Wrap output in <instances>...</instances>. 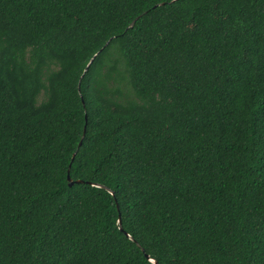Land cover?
I'll return each instance as SVG.
<instances>
[{"label":"trees","instance_id":"1","mask_svg":"<svg viewBox=\"0 0 264 264\" xmlns=\"http://www.w3.org/2000/svg\"><path fill=\"white\" fill-rule=\"evenodd\" d=\"M153 261L264 264V0H0V264Z\"/></svg>","mask_w":264,"mask_h":264},{"label":"water","instance_id":"2","mask_svg":"<svg viewBox=\"0 0 264 264\" xmlns=\"http://www.w3.org/2000/svg\"><path fill=\"white\" fill-rule=\"evenodd\" d=\"M133 23H134V22H132V24L130 25V27L133 25ZM82 138H83V135H82ZM82 138H81V139H82ZM80 144H81V141H80V143L78 144V147L80 146ZM73 156H74V155H73ZM73 156H72V159H73ZM67 179H68V181H69V186H71V185H72V182L70 181L69 177H67ZM109 192H110V194H112L111 191H109ZM118 224H119V229L121 230V227H120V220H118ZM153 263L156 264L155 261H153Z\"/></svg>","mask_w":264,"mask_h":264}]
</instances>
